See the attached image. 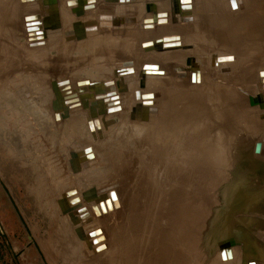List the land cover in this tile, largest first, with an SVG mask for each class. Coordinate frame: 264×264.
Returning a JSON list of instances; mask_svg holds the SVG:
<instances>
[{"label":"rangeland","instance_id":"obj_1","mask_svg":"<svg viewBox=\"0 0 264 264\" xmlns=\"http://www.w3.org/2000/svg\"><path fill=\"white\" fill-rule=\"evenodd\" d=\"M221 1L224 5L230 0ZM13 3L9 7L0 3V33L7 35L11 29L16 31L18 43L15 42L5 53L15 50V55L11 54V57L25 62V51L20 49V43H23L21 48L26 43L22 18L34 10L24 5L15 8ZM148 3L142 7L144 16L155 12V3ZM58 5L60 7V2ZM134 9L127 15L132 13L133 17H139L138 9ZM99 10L98 7L90 11V16L98 17ZM58 12L62 14L59 8ZM73 12L79 18L76 21H84L89 15L86 11L78 13L77 8ZM108 13L115 16L113 12ZM236 13L229 10L224 15L236 17ZM186 17L194 18L193 14ZM60 21L65 25L61 16ZM126 21L127 25L121 22L115 27H107L103 34L111 38L108 47L104 46L106 54L102 57L94 55L100 44L91 43L90 49L87 48L88 37H81L78 41H69L71 39L68 38L65 42L70 26L63 29L60 26L54 31L50 29L49 46L53 48L48 46L46 53L53 61L49 66L51 73L47 77L46 93L41 96L40 85L35 84L36 94H32L36 98L35 109L39 111L45 107L49 115L44 119L24 117L25 120L20 121L21 110L30 109L26 105L28 98L24 100L25 94L14 82L16 79L9 78V72H3L0 89L4 88L10 95L6 96L1 91L3 89L0 90V264H264V110L257 109L255 112L248 106L251 100L257 106L264 104V100L259 99L263 90L262 84L257 81V71H249L248 77L254 78V81L242 88L232 84L234 66L217 61L214 79L224 93L222 100L243 111L240 120L229 116L219 121L213 113L221 100H218V95L209 96L205 93V84L196 85L189 81V76L186 83L180 81L182 79L177 78L172 68L180 60L189 65L188 60L197 56L202 58L203 55L188 56L199 42L192 39L191 44H187L185 36H171L172 40L168 43H177V46L169 48L168 52L181 50L186 55L182 59L170 54L161 57L160 61H163L159 62V67L162 65L167 73L166 77L162 76L167 83L158 91L154 90L160 98L155 103L151 100L148 108L142 110L141 118L133 114L141 104L137 102L126 107L124 115L118 117L119 123L108 125L113 117H107L106 126L110 130L95 137L88 132L86 123L74 131L73 117H63L55 112L51 104L54 100L52 86L72 74L62 73L66 70L65 60L76 63V60H87L90 56L94 66L100 60L108 63V72H116V76L111 78H120L124 83L125 89L115 92L119 93L125 106L126 86L135 82L139 90H145L148 83H142L138 73L144 62L157 57L152 53L143 55L140 44L168 31L144 35L141 21L138 25L136 21ZM60 29L62 31L58 35L53 34ZM230 37L233 39L235 36ZM258 40L260 43L261 40ZM57 41H61L56 44L58 48L54 46ZM110 43L113 47L109 46ZM6 45V41L0 43V47L6 48ZM162 48L155 46L152 52L160 53ZM148 54L151 57H146ZM230 55L233 54L218 57ZM126 60L132 61L129 67L134 66V73L121 75L118 71L125 66L120 63ZM133 61L135 64L140 61L139 67ZM194 61L198 64V60ZM12 62L15 64V61ZM247 62L250 66L252 60ZM207 63L204 67L197 65L201 71L206 70V75ZM70 67L74 69V63ZM88 67L78 68L77 72L81 73L78 75L99 84L109 79L99 77L100 68ZM228 67L231 73H228ZM17 68L18 65H12L10 70ZM186 71L189 73L190 69L186 68ZM237 73L240 74V71ZM79 84H89V80ZM242 94L246 104L242 103ZM11 96L16 97L17 102L19 100V105L10 99ZM44 96H49L47 106L41 105ZM166 98L175 99L179 107H186L182 118L194 116L199 125L196 131L186 125L183 127L184 119L174 121L172 108L175 104L168 107ZM88 101L93 103L94 98ZM119 108L117 113L122 111L121 104ZM83 113L85 120L96 118L95 121H99L97 111L88 116ZM42 121L49 127L47 133L40 131ZM23 122H29L31 128L24 129ZM205 122L208 128H205ZM111 126L113 131L116 128L114 132ZM183 131L187 134L196 132L197 140L193 143L186 138L184 143L180 139L185 146L177 149L173 139ZM205 134L220 135V140L218 137L206 148L202 142ZM215 147H219L221 153L216 152L218 149ZM90 148L92 158L80 155ZM179 168L193 170V181L177 180ZM202 187L207 190H201ZM66 193L74 195L67 198ZM101 195L106 201L94 211L96 197ZM75 198L80 202L70 205L69 201ZM82 208L86 211L80 215L77 211Z\"/></svg>","mask_w":264,"mask_h":264},{"label":"bare ground","instance_id":"obj_2","mask_svg":"<svg viewBox=\"0 0 264 264\" xmlns=\"http://www.w3.org/2000/svg\"><path fill=\"white\" fill-rule=\"evenodd\" d=\"M12 1L15 3V8L16 7L20 8L21 5H24L29 10L30 9L34 10V11H30L24 14L22 18L24 31L26 34V43L24 44L23 48H21L23 43H20L21 45L20 49L25 51L24 58L25 59L27 58L25 62H23L24 60L20 61L17 58L11 57V54L13 55L15 50H12L10 51V53L6 54L7 53L6 50H9V48H11V46H13L15 42H17V40L19 39V38H16V35H15L16 31L11 29L9 30L7 35L0 33V43L3 41L7 42L6 48H3V46L0 47V69L2 70V71L0 70V79L2 80L3 72H9V78L14 77L16 80L15 81L13 80V81L17 83L19 88L22 90L21 92L25 94L24 100L26 99V97L28 98L26 100V105L29 106L30 109L21 110V114L19 115L22 116V119H20V121L25 120L24 117H28V118L33 117L35 120H37L36 116H38L41 120V119H44L45 116H49L46 113L45 107L44 109H41L39 111L35 109L36 98H33V95L36 94L34 90L35 84L40 85L39 88H40L41 96L46 93L45 89H47V77L51 73L49 66H50V63L53 61V60L52 61L50 60L51 59L50 54L46 53V51L49 50L47 49V47L49 46V43H51L49 39L50 29L53 30L60 26L62 27L61 29H63L64 26H67V27L70 26L68 37L65 39V42L68 40V38L71 39L69 41H73V40L78 41L79 39H81V37H88L89 40L86 42L87 48L90 49L91 43L93 45L100 44L101 45L100 49L96 50L94 55L102 57V56H105L106 54L105 47H108L107 46L109 42L108 40H110L111 38L103 34L106 31V29H108L110 25L112 27H115L121 22L126 24V22H128L126 20L130 19L129 21H131L132 18H135L136 25H138L140 21L142 22L141 25L143 27L144 35H151V34H156L158 32L161 33L162 31L163 32L168 31L167 34L163 36H160V37L158 36L152 39H146L142 41L140 44L142 47L141 53L143 55L146 53H152V56L155 55L157 58L158 56H160L158 59L154 58L153 61H150V62L146 61L147 63L144 62L141 65V69L138 73V77L140 80H142L141 81L142 83H144L145 81L148 83L145 85V90L143 92L139 90L140 88L137 87L135 82L126 86V89L128 92V94L126 95L127 97L126 106L123 105L121 96L119 95V93L115 92L116 95L120 96V102H121L120 104L122 106V111L120 113H117V111L109 112L108 109L110 108V106L108 107L107 104L104 103L103 100L99 98V96L104 94V91H103L104 83L113 82L115 91L125 89L124 83L120 78H116V79L111 78L113 76H116V72L114 74H110L108 72L109 65L108 63L107 64L102 63L103 60L97 61L99 63L96 66H94L92 62V57L90 58V56L88 57L87 60H81V59H79L78 61L76 60V63L71 60L70 61L65 60L66 70L63 71L62 73L65 75H68L71 72L72 74L70 77L65 76L59 81H57L55 84H53L52 86L53 95L52 94L51 95L54 100L51 101V104L53 108H55V112L58 111L57 113H61L63 117H65L66 115H71L73 117V121H75L72 123V125H74V128H73L74 131L76 130V128L83 127L84 123H86V128L88 132L91 134V136L99 137L100 132H102L101 134H104V132H106L107 130H110L106 126L107 117H110V116L113 117L110 120L108 119L109 120L108 123H110L108 125L119 123L120 120L118 117L124 115L126 107L131 106V105L133 106L137 104V102H141V104L140 103L138 104L137 108L134 109L133 114L136 118L137 117L141 118L140 115L142 113V110L145 111L144 108L145 109L148 108V105L151 104L152 102L151 100H153L155 103L160 98V96H158V94H156L154 90L158 91L159 89L164 87L165 84L167 83L166 80L163 78V77H166L167 73L165 72L162 65L161 67H159V64H160L159 62L163 61V60L160 61L161 57L165 54H170L169 56H177L179 59H182L186 55L181 50L174 51V52H168L169 48H165V49L162 48L166 44H168L169 40H172L171 36H176L177 38L178 36H185L188 42L187 44H191L192 39H194V41L196 40L197 42H199V44H196L193 47L194 50L192 49L193 51L189 53L188 56L199 55L202 57L203 55V57L205 58L204 59L205 61L202 59L203 57L198 58L197 56L198 59L194 58L198 60V64L196 63V61H194V59L192 60L187 59L188 61H190L189 65H184V63L181 62L182 60L177 62L179 63L178 65L173 64L172 68L174 69L175 75L177 74V78L182 79L180 81L186 83L187 82L186 78L187 76H189V81H191L192 83L196 85L199 83L200 85L205 84L204 88H206L207 90V92L205 90V93L209 94V96L217 94L218 100L219 99L222 100L223 97H225L223 96L224 93L221 92V90H219L218 84L216 80L214 79V77L216 76V73H217V70H216L217 61H224L225 63L228 62L234 66V77L235 78L232 79V84H234V86H241L243 88L245 84H251V82L254 81L252 80L254 78L251 79L248 77L249 71H252L254 73L257 71V78H258L257 81L262 84L261 87L263 90L262 98H259V99L260 101L264 100V0H235V2L234 0H230L229 4H226L225 2L224 5H223L224 1H221V0H93V1L92 0H43L44 1L43 3L41 2V0H0V3H4L6 6L9 7ZM59 2H60V7L59 5L57 6V3ZM148 2L155 3V12L153 14H149V15L147 14L146 16H144L142 12V7L143 6L145 7V5H147ZM181 3H185V4L181 5ZM136 4L138 5L134 7V5ZM234 4H235V7L233 6ZM98 7L100 8L99 16L98 17L90 16L92 13L89 14V12L96 10ZM58 8L59 10H62V14L60 13L61 15L58 12ZM75 8H77V12L80 14H83V12L85 11L87 14H89L86 18H84V21H76L77 15L75 16V12H73ZM134 8L138 9L137 11L139 13V17H137L136 15L135 17H133L134 14L132 13L127 15V13L131 10L133 11ZM158 8L159 9L162 8V9L157 11ZM222 9H224V11H222ZM229 10H232V12H237L236 17L234 16L226 17L224 14L225 12ZM109 11L115 13V16H112L113 14L111 15V13H108ZM164 13H165V16L158 17L159 14H164ZM190 14L191 15L193 14L194 16L193 19H191V17L190 18L186 17V15L190 16ZM60 16L63 17V19L65 20L64 21L65 25H63L62 21H60ZM148 19H150L152 22H149V23L144 22L145 20H148ZM161 21H164V22L162 23ZM13 23H15V21H13ZM131 25L134 26V24H129V26ZM61 29L58 31L56 30L55 32H53V34L55 33L56 35H58L62 31ZM145 29H147V31H145ZM38 32H41V33H38ZM230 36L232 37L235 36V37L232 39ZM258 39L261 40L260 43L258 42L259 41ZM60 43L61 41H57L55 42L54 46ZM109 46L113 47L111 43ZM155 46L158 48H162L160 49L162 51H160V53L159 52L153 53L152 49H154ZM50 47L51 46H49L48 48ZM170 48H174V47H170ZM133 49L136 50L135 47ZM54 51H55V47H54ZM247 52L252 53V55L248 54ZM226 54H233L234 56L230 55V56L218 57L219 55H226ZM46 55L49 58V60H46L48 59L46 58ZM132 55H134L135 57V54H132ZM16 56H18L19 58L22 57L19 55H16ZM139 56H141V54ZM148 56L151 57L150 54H148L146 57ZM248 57L249 58L252 57V59H249ZM138 59H140V57ZM250 60H252V62H250V66H247V64H249L247 61H250ZM12 61H15V64ZM127 61L128 60L123 61V63H120V64L123 65ZM73 63H74L75 68L71 69L72 67H70V65ZM139 63L141 62L138 61L137 64H135L134 62V65L137 66ZM205 63L208 64L207 75H206V70L203 72V70L201 71L199 67L197 66L201 64L204 67ZM12 65H15V66L18 65V68L15 70H10L12 68ZM147 65L148 66L158 65L159 68L156 71V74H152V73L146 74L144 71V67ZM85 66L87 67L91 66V68L93 66V69L100 68L99 77L100 78L108 77L109 79H106L103 83L99 84V83H94L91 79L79 76L78 74H81V73L77 72L78 68H83ZM133 68L134 66L131 67V70ZM186 68L190 69L189 73L188 71H186ZM195 70H199V73L193 74ZM224 70L225 69H223L222 71ZM227 70L229 71L228 73H231V70L229 67ZM238 70L240 71V74L237 73ZM122 71H124V69L119 70L118 73L121 74ZM132 71H133L132 73H134V70ZM159 72H163V74H160ZM253 77H254V74H253ZM204 79L206 80L204 81ZM66 80H68L69 82L67 84H62V82H65ZM86 80H89V84L78 85L79 82H83ZM78 88H85L86 92L77 93L76 96L74 97L75 99L70 98L71 95H74L76 93V90ZM93 88H94V91H92ZM222 88H226V87H222ZM1 89L0 90L4 94L6 93V96L10 95L8 91L6 92V90H4V88H1ZM92 92H94V94H92ZM243 94L241 95L242 103L246 104L245 98H243ZM93 98H94L93 103L88 101ZM10 99L16 105H19L18 104L19 100L17 102L16 97L12 98L11 96ZM221 100L218 101L219 105H217L213 110L215 117L219 121H224L223 119L229 116L231 118L233 117V119L235 120H240V118L243 116V111L240 108L228 105V103H226L224 100L222 101ZM165 101H168L166 102L168 107H172V105L174 104L176 105V106L174 105L172 108V110L174 109L173 110L174 119H175L174 121L178 122V119L179 120L182 119L183 121L184 118H182V116L185 115L186 107L184 105L183 107L177 106L178 104L175 102V99L172 100L170 98H166ZM42 102L43 103L41 105L45 104V106H47L49 102V96L48 98L44 96ZM16 105L14 106L16 107ZM79 106H81L80 107L81 109L77 110ZM248 106H249V110L252 107V110L255 112L257 109L264 110V104H262L261 106H257L255 105L254 100H251V104L249 103ZM255 106H257V108ZM188 109L190 108L188 107ZM183 110L184 112H182ZM96 111H97V114L100 116L99 121H98L99 123L98 129H96V124L94 122L96 118L95 119L88 118L87 120H85L84 116L86 115L83 113V112L87 113V116H88V114H91V112H95L96 114ZM81 113H83L84 115H82ZM109 114H113V115H109ZM56 115H57V118H59L58 114ZM188 116L189 117L187 119H184L183 121V127L189 126L191 130L193 129V131H196V129L199 126L197 121L195 120L194 116L193 117H190L192 115H188ZM43 123L44 125H42ZM29 125H30L29 122L22 123V127H24V129L31 128ZM204 126L205 128L209 127L207 122L204 123ZM39 128L42 133L44 132L47 133L49 130V127L45 123V121H42L40 123ZM111 128H112L111 129L112 132L116 130V128H114L115 130L113 131V126H111ZM219 136L220 135H214V136H211L209 134L203 135L202 142H203L204 147L206 146L207 148V146H209L211 142H216ZM196 137H197L196 132L187 134L186 132L183 131L182 133L175 135L173 141H174L176 148L180 149V148H183V146H185L184 143L186 141V138L189 141L194 143L195 140H197ZM180 139L184 140L183 141L184 143ZM163 140L165 141V138H163ZM219 140H220V137H219ZM218 148L215 147V149H218ZM85 151L91 152V148ZM85 151L81 152L80 155H86L84 153ZM215 151L218 153H221L219 149ZM262 153L264 156L263 150H262ZM88 155L92 156L90 154ZM176 175L178 176L177 180L190 179L192 181L195 176L194 171L191 169H187V168H179L177 170ZM192 181H189V182L192 183ZM217 181L219 182V180ZM201 190L206 191L207 188L202 187ZM237 190H239V187ZM236 195L237 194H235V196ZM99 205L103 206L104 203L102 204L96 203V205L93 207L94 211L97 210ZM238 211L240 210L238 209ZM225 236L227 235H224V237Z\"/></svg>","mask_w":264,"mask_h":264},{"label":"water","instance_id":"obj_3","mask_svg":"<svg viewBox=\"0 0 264 264\" xmlns=\"http://www.w3.org/2000/svg\"><path fill=\"white\" fill-rule=\"evenodd\" d=\"M162 16H165V13L158 15V17H162ZM127 20H130V19H127ZM131 21L133 22V21H135V19L132 18ZM145 21L147 23L152 22L150 19L145 20ZM161 22L163 23L164 21H161ZM38 33H41V32H38ZM175 46H177V43H171L170 42V43L166 44L164 46V48H170V47H175ZM131 65H132V62H126L124 64V66H125L126 69H124V71L121 72V75L128 74V73H132L133 71L131 70V67H129ZM158 68H159L158 65H151V66H148L147 65V66L144 67V71H145L146 74H151V73L152 74H156V71L158 70ZM159 73L160 74H163V72H159ZM195 73H199V70H195V72L193 74H195ZM67 83H68V81H66V82H64L62 84H67ZM79 85H82V84H79ZM103 87H104V90H103L104 91V94H102L101 96H99V98L101 100H103V102L106 103L108 107L110 106V108L108 109L109 112L119 111L120 110V108H119L120 100H119V96L116 95V93H115L114 83L113 82L104 83L103 84ZM81 92L82 93L83 92H86V89L85 88H78L76 90V93L74 95H71L70 98L75 99L74 97L76 96V94L77 93H81ZM94 122L96 124V129H98L99 128L98 121L96 120ZM107 124H110V123H107ZM84 153L86 154V157L85 158H87V159L92 158V156H89L88 155V154H90V151H85ZM73 195H74V193H66L65 197L70 198ZM105 201H106L105 196H102L101 195V196H97L96 197V203L97 204H102ZM73 202L79 203L80 201H78V198H75L73 200H70L69 201V204L72 205ZM85 211H86L85 208H82V209L78 210L77 213H79L80 215H82L83 213H85Z\"/></svg>","mask_w":264,"mask_h":264},{"label":"snow or ice","instance_id":"obj_4","mask_svg":"<svg viewBox=\"0 0 264 264\" xmlns=\"http://www.w3.org/2000/svg\"><path fill=\"white\" fill-rule=\"evenodd\" d=\"M235 7V4L233 5ZM99 250V249H98Z\"/></svg>","mask_w":264,"mask_h":264}]
</instances>
